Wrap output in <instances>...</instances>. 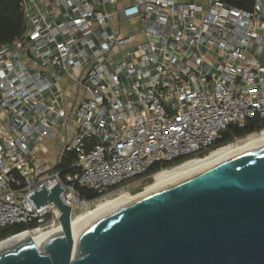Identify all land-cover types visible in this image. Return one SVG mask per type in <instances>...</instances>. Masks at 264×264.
Instances as JSON below:
<instances>
[{"label":"built area","instance_id":"1","mask_svg":"<svg viewBox=\"0 0 264 264\" xmlns=\"http://www.w3.org/2000/svg\"><path fill=\"white\" fill-rule=\"evenodd\" d=\"M120 1L53 0L51 18L21 0L27 26L0 45V230L62 228L54 202L30 198L44 185L64 189L74 221L154 165L206 156L238 140L219 145L230 125L264 117V0ZM65 79L69 108L52 94ZM70 123L56 166L35 165L36 145Z\"/></svg>","mask_w":264,"mask_h":264},{"label":"water","instance_id":"2","mask_svg":"<svg viewBox=\"0 0 264 264\" xmlns=\"http://www.w3.org/2000/svg\"><path fill=\"white\" fill-rule=\"evenodd\" d=\"M63 190L30 195L37 208H60L62 234L42 249L30 238L0 250V264H264V145L99 219L78 240Z\"/></svg>","mask_w":264,"mask_h":264},{"label":"bare ground","instance_id":"3","mask_svg":"<svg viewBox=\"0 0 264 264\" xmlns=\"http://www.w3.org/2000/svg\"><path fill=\"white\" fill-rule=\"evenodd\" d=\"M262 145H264V130L258 133H252L237 142L218 148L204 158L188 160L170 169L159 171L154 175V182L146 186L143 192L134 194L127 191L121 192L117 197L107 199L97 204L90 213L86 212L78 216L73 221V234L75 240H78L83 231L99 219L179 183L203 170ZM62 232V228L48 232L41 230L23 232L0 241V250L16 247L30 238L42 249L51 237L61 235Z\"/></svg>","mask_w":264,"mask_h":264},{"label":"trees","instance_id":"4","mask_svg":"<svg viewBox=\"0 0 264 264\" xmlns=\"http://www.w3.org/2000/svg\"><path fill=\"white\" fill-rule=\"evenodd\" d=\"M26 26L27 21L22 10L21 0H0V45L18 37L24 31ZM263 128L264 117L262 118L260 116H256L254 119L250 120L244 128H240L236 125H230V127L224 132L223 139L221 140L219 145L232 142L235 136L244 137L255 131H260ZM200 156L204 155L202 154ZM73 157L74 155H70L69 157L63 158L62 162L59 164V167H67L69 161ZM186 159L187 158L180 159L176 163L156 164L151 168L148 176H152L153 173L160 171L164 167H170L172 165L182 163ZM80 190L86 197H96V195L87 188H80ZM25 228L26 227L24 225H13L5 227L0 230V239H3L9 235L17 234Z\"/></svg>","mask_w":264,"mask_h":264},{"label":"crops","instance_id":"5","mask_svg":"<svg viewBox=\"0 0 264 264\" xmlns=\"http://www.w3.org/2000/svg\"><path fill=\"white\" fill-rule=\"evenodd\" d=\"M138 0H121L119 5L124 6L128 4H133ZM187 1H197L199 3H206V0H187ZM111 9L112 7H108ZM60 8L53 4V0H33L31 2V8L29 9L31 14L40 15L41 13H45L46 11L50 13V17L53 18V13L59 12ZM45 20L40 18L39 23L44 24ZM112 25L109 24L108 29L111 30L112 28H117L116 19L112 21ZM136 28V27H135ZM123 30H128L129 33L134 34L139 32L138 29L130 30L131 28H127L126 26L122 27ZM137 35V34H136ZM35 66V65H34ZM58 86H55L52 94L58 98V102L66 108H69L73 95L76 92V87L73 85L72 81L65 79L63 83H61V88L63 91V95H56ZM76 129L74 124H69L68 129L64 126L59 125L55 127V135L54 136H47L46 138L42 139L40 143L36 145L37 154L33 158V162L35 165H43L45 167L51 168L56 166L59 162V151L62 149L64 143L68 138L72 137V133Z\"/></svg>","mask_w":264,"mask_h":264},{"label":"rangeland","instance_id":"6","mask_svg":"<svg viewBox=\"0 0 264 264\" xmlns=\"http://www.w3.org/2000/svg\"><path fill=\"white\" fill-rule=\"evenodd\" d=\"M260 132V131H258ZM257 132V133H258ZM254 133V132H253ZM252 134V133H251ZM250 135V134H248ZM248 135L244 136V137H239L238 140H235L233 141L232 143L234 142H237L239 141L240 139H243L245 137H247ZM210 153H208L207 155H209ZM206 155V156H207ZM205 156H201V158H204ZM177 166V165H176ZM175 167V166H174ZM172 168V167H171ZM170 169V168H169ZM145 176V177H139V178H136V179H131V180H128L125 185H124V189L125 191H130L131 193H139V192H143L146 188V186H148L149 184L153 183L154 182V177L153 176ZM124 192V191H123ZM120 194V192H118V194L116 195H113L112 197H110L109 199H113L114 197H117L118 195ZM104 202V201H103ZM96 207V206H93V208ZM83 209L80 208V207H75L74 208V211H73V214L76 215V214H79Z\"/></svg>","mask_w":264,"mask_h":264}]
</instances>
